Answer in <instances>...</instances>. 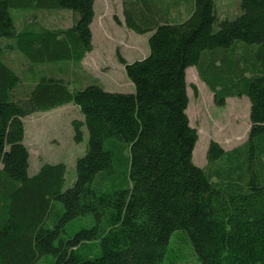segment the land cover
<instances>
[{
	"label": "trees",
	"instance_id": "16d2710c",
	"mask_svg": "<svg viewBox=\"0 0 264 264\" xmlns=\"http://www.w3.org/2000/svg\"><path fill=\"white\" fill-rule=\"evenodd\" d=\"M94 2L0 0V53L6 46L40 63L80 64L93 49ZM122 2L127 28L151 33L145 58L118 54L132 93L96 81L75 88L56 73L25 87L28 77L0 57V264L46 255L51 264H161L178 230L201 264H264V0H241L232 19L220 18L216 0H193L182 22L167 20L162 1ZM12 9H70L78 18L50 28L30 15L19 27ZM189 67L217 105L242 96L251 103L247 140L230 151L211 141L207 167L193 161L199 135L187 114ZM70 103L82 114L72 122L74 140L82 142L85 127L88 143L64 190V163L29 176L24 118ZM86 216L92 227L67 233Z\"/></svg>",
	"mask_w": 264,
	"mask_h": 264
},
{
	"label": "rangeland",
	"instance_id": "374dc122",
	"mask_svg": "<svg viewBox=\"0 0 264 264\" xmlns=\"http://www.w3.org/2000/svg\"><path fill=\"white\" fill-rule=\"evenodd\" d=\"M96 1L100 13L98 12L94 24V45L96 46V53L101 56V65L91 73L83 66L80 69L77 67L82 70L79 72V76L83 84H91L94 81L100 83L101 81L102 86L108 87L112 92L132 93L135 91V87L127 78L126 73L123 72L118 54L128 62L145 58L149 53L148 38L151 33L138 34L127 28L122 0ZM153 1L164 3L161 6L166 9L165 11L170 12L167 17L169 22H178L187 16L185 4H189L192 0ZM237 1L239 6L241 0ZM141 2L143 3V0ZM216 2L217 13L221 19L235 17L223 16L222 14L225 13L220 8L223 2L229 4L233 0H216ZM180 3L182 6L179 7L180 11L176 13L177 5ZM11 13L19 27H22L25 18L30 15L35 16L34 20L38 22V25L42 23L50 28L70 27L78 18V15L70 9L41 10L38 12L12 9ZM3 41L10 43L8 39H3ZM4 49L0 53V57L5 59L6 55H9L10 64L22 73L24 79L26 77L31 79H26L25 87L33 86L34 83L31 82L34 79L39 81L41 77L52 75V73L60 75L62 72L59 70L69 65V61L40 63L34 61L31 56H24L19 48L14 49L5 46ZM187 82L190 99L187 114L191 125L197 128L199 135L193 151V161L200 167H207V150L211 141L218 142L226 151H230L241 146L247 140L250 130L248 104L245 98L233 97L226 98L224 106L217 105L214 92L201 80L196 67L187 69ZM192 85L196 87V91L192 89ZM75 119H82L81 112L74 106L65 104L48 111L35 112L24 120L27 141L32 146L33 151L29 174H34L33 169L41 161V159L39 160L40 156L45 163H64L66 165L64 190L74 184L76 161L85 154L88 143L85 127L82 129L84 133L82 142H75L72 125ZM2 184L3 178L0 176V194L3 193ZM59 207L62 208L61 205ZM93 224V219L90 216L82 217L69 222L66 225V231L73 234L82 228H90ZM96 253H100V248H97ZM53 259L52 255L42 256L36 264H51ZM161 264H201L185 230L175 231L171 235Z\"/></svg>",
	"mask_w": 264,
	"mask_h": 264
},
{
	"label": "crops",
	"instance_id": "0c3cea01",
	"mask_svg": "<svg viewBox=\"0 0 264 264\" xmlns=\"http://www.w3.org/2000/svg\"><path fill=\"white\" fill-rule=\"evenodd\" d=\"M184 4H185V2H184ZM192 4H193V0L189 4H185V6H186V10L185 11L187 12V14H186L187 16L185 18H183V20L178 21V22H182V21L186 20L187 17L190 16V13L192 11ZM231 5H233L234 7H232ZM177 6H178V8L176 10V13H178L180 11L179 7L182 6V3L178 4ZM220 8H221V11H223L225 13V14H222V13L221 14L223 16H226V17L236 16L238 14V12H239V6H238V1L237 0H233V2H231L229 4L223 2L221 4ZM94 12H95V15H94V18H93V22L91 23L93 49L86 54L85 58L82 60V62L80 64H76L73 61H69V65H67L66 67H64L62 69V70H65V72H63V75H61V74L57 75L59 77H62L64 79H66V81H68L70 83V85L72 87H75V88L84 87V86H86L88 84V83L83 84V81H82L81 77L79 76L80 75L79 72L82 71V70H79V69L82 68V66L84 67V69H86L87 71H90V73H91V72H93L94 69L98 68L101 65V61H100V57L101 56L96 53V46L94 45V24H95V19L97 18L98 12L100 13V11L97 8V1L96 0L94 2ZM229 19H232V18H229ZM94 53H95V55H94ZM120 66L123 68V72H125L124 65L120 64ZM28 80H31V79L28 78ZM100 83H101V85L103 84L101 81H100ZM32 84H33V82H32ZM103 87L107 91L112 92L108 87H106L104 85H103ZM228 98H233V97H228ZM242 98H245V101L248 104V120L250 121V108H251L250 100H249V98L247 96H242ZM67 105L74 106L77 110H79L78 107H76L74 104L70 103V104H67ZM24 120H25V118H24ZM24 125H25V123H24ZM249 128H251V121H250V127ZM27 140H28V138H27L26 129H25L24 144L29 148V151H30V166H29V169H30L31 168V161H32V157H33V151H32V146H30L28 144ZM40 159H41V161L38 162L39 164L36 165L34 167V169H33V173L34 174H31V175L29 174V176L35 175L39 171L41 166L43 164H45V162H44V160H42L41 156H40L39 160ZM49 164H51V163H49ZM29 169H28V173H29Z\"/></svg>",
	"mask_w": 264,
	"mask_h": 264
}]
</instances>
